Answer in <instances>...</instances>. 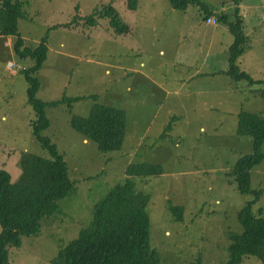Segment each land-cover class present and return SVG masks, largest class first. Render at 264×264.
Wrapping results in <instances>:
<instances>
[{
    "label": "rangeland",
    "instance_id": "obj_1",
    "mask_svg": "<svg viewBox=\"0 0 264 264\" xmlns=\"http://www.w3.org/2000/svg\"><path fill=\"white\" fill-rule=\"evenodd\" d=\"M204 1L217 12L232 14L231 0ZM27 2L18 23L21 37L28 46L44 38L47 46L36 73V97L61 101L44 108L49 127L42 135L64 156L74 189L58 199L56 212L37 235L23 236L19 247L10 248L12 264H51L57 251L89 225L94 204L124 181L127 167L136 162L162 168L160 174L133 177L136 188L149 195L150 246L160 253V264H193L198 258L202 264L224 263L229 233L241 231L237 213L254 197L239 193L230 175L239 157L254 152L251 137L236 134L237 112H264L262 84L221 72L186 83L192 95L184 94L185 89L168 95L153 89L150 78L171 89L179 83L174 76L187 74L191 64L220 69L224 60L228 63L233 43L228 28L207 22L201 5L179 11L168 0H137L133 8L128 0ZM105 4L115 8L129 31L116 32L106 17L86 22ZM239 12L249 48L238 66L264 79V0H242ZM200 36L208 44L196 55ZM209 42L212 55L203 63ZM9 61L17 67L8 68ZM32 64L17 56L11 35L0 33V167L9 171L11 180L19 176L22 154L49 157L32 136L36 115L27 103L28 84L20 72ZM95 102L125 112L124 140L117 151H98L71 126L72 116H87ZM251 172L252 189H262L254 210L264 216V160ZM171 205L183 207V219ZM240 264L262 263L249 255Z\"/></svg>",
    "mask_w": 264,
    "mask_h": 264
},
{
    "label": "trees",
    "instance_id": "obj_2",
    "mask_svg": "<svg viewBox=\"0 0 264 264\" xmlns=\"http://www.w3.org/2000/svg\"><path fill=\"white\" fill-rule=\"evenodd\" d=\"M28 0H0V33L11 35L14 50L20 59H31L33 64L21 69L28 87L27 103L33 108L36 118L31 121L32 136L49 157L24 153L19 157L20 173L11 180L9 171L0 167V264H12L9 251L21 245L23 236H35L44 220L52 217L58 206V199L70 194L74 182L70 168L56 144H52L42 132L49 127L44 112L46 106H57L60 100L42 101L36 97L40 87L36 73L46 58L47 46L42 38L38 45H25L19 32V18L25 15ZM137 0H128L133 8ZM242 0H231L232 14L217 12L204 0H168L173 9L185 11L190 5H201L206 19L216 16V22L227 26L233 36L229 47L227 68L224 73L234 79H246L259 83L264 97V79L255 78L238 66V59L249 45V37L243 28L239 4ZM95 13L96 17L93 16ZM106 17L116 32H127L115 8L105 4L87 16L88 24H95L96 18ZM233 17V19H232ZM80 97H77L79 99ZM75 98L63 97L62 100ZM71 126L87 141L96 144L98 151H117L121 148L125 131L123 109L93 103L87 116L73 115ZM236 134L250 136L254 152L239 157L230 172L241 194H253L238 211L241 231L230 232L228 259L222 264H240L245 256L253 255L264 264V216L254 210L261 197L262 189H252V169L264 160V112L241 109L237 112ZM162 173L159 164L136 162L127 167V178L109 188L98 200L92 211L90 223L78 235L62 246L50 260L51 264H160L161 256L150 246V223L146 211L149 195L136 188L133 177H146ZM177 217L183 219V207L171 205ZM193 264H202L200 258Z\"/></svg>",
    "mask_w": 264,
    "mask_h": 264
},
{
    "label": "crops",
    "instance_id": "obj_3",
    "mask_svg": "<svg viewBox=\"0 0 264 264\" xmlns=\"http://www.w3.org/2000/svg\"><path fill=\"white\" fill-rule=\"evenodd\" d=\"M211 17H213V15L211 16ZM205 20L207 21V19L205 18ZM223 26L225 27V28H227V26L226 25H224L223 24ZM200 45H199V48H198V50L196 51V55L198 54V51L199 50H201V47H202V44L205 46L206 44H208V43H206V39H205V37L204 36H200ZM161 51V53H163V51L162 50H160ZM196 55H194V56H196ZM211 55H212V49H211V44H210V42H209V46H208V49H207V51L204 53V55H203V60H204V62L203 63H205V61H206V59H210L211 58ZM178 62H180V61H178ZM188 66H190V65H188ZM188 68V70H189V72L187 73V74H178L177 76H174V80H177L179 83H178V86L177 87H174V88H171V89H169V88H167L165 85H164V82L163 81H159V80H157L156 78H154V77H152V78H150V81H151V83L153 84V89L155 88V89H161L162 90V92L164 91V93H166V94H171V93H174V94H177V95H179V93L183 90V89H185V85H186V83H189L190 84V82H192L191 80L193 79V78H195V77H198V78H203V79H205L206 77H210V75H215V74H219V73H224V71H225V69L227 68V64H226V61L224 60V62H223V64H222V67H220V69H214V70H210V69H203V68H201L200 67V65H198V66H194V65H192L191 64V66H190V69H189V67H187ZM188 70H186V71H188ZM139 72V71H138ZM225 74V73H224ZM226 75V74H225ZM255 78H262V77H255ZM180 84V85H179ZM195 87H197V86H195ZM194 87V88H195ZM198 88V87H197ZM193 88H192V86H188L186 89H185V92H184V94H189L190 92V90H192ZM182 94V93H181ZM189 95H192L191 93L189 94ZM184 104V103H183ZM181 113V115H184V113L181 111L180 112ZM82 141L83 142H85V143H87L88 141L86 140V139H84V138H82ZM123 143V142H122ZM122 146V145H121Z\"/></svg>",
    "mask_w": 264,
    "mask_h": 264
},
{
    "label": "built area",
    "instance_id": "obj_4",
    "mask_svg": "<svg viewBox=\"0 0 264 264\" xmlns=\"http://www.w3.org/2000/svg\"><path fill=\"white\" fill-rule=\"evenodd\" d=\"M207 22L209 23H216V19L214 17H210L207 19ZM7 67L12 69L14 67H17V64L13 61H9L8 64H7Z\"/></svg>",
    "mask_w": 264,
    "mask_h": 264
}]
</instances>
